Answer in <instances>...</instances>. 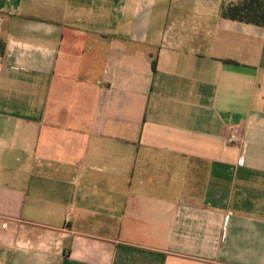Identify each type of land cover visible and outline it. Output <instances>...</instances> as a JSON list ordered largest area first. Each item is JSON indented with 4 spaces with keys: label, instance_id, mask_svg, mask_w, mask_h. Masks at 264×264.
I'll list each match as a JSON object with an SVG mask.
<instances>
[{
    "label": "crops",
    "instance_id": "1",
    "mask_svg": "<svg viewBox=\"0 0 264 264\" xmlns=\"http://www.w3.org/2000/svg\"><path fill=\"white\" fill-rule=\"evenodd\" d=\"M242 1L0 0V264H264Z\"/></svg>",
    "mask_w": 264,
    "mask_h": 264
},
{
    "label": "trees",
    "instance_id": "2",
    "mask_svg": "<svg viewBox=\"0 0 264 264\" xmlns=\"http://www.w3.org/2000/svg\"><path fill=\"white\" fill-rule=\"evenodd\" d=\"M222 17L257 26L264 25V0H243L222 9Z\"/></svg>",
    "mask_w": 264,
    "mask_h": 264
},
{
    "label": "built area",
    "instance_id": "3",
    "mask_svg": "<svg viewBox=\"0 0 264 264\" xmlns=\"http://www.w3.org/2000/svg\"><path fill=\"white\" fill-rule=\"evenodd\" d=\"M234 140L233 136L228 139V142H232Z\"/></svg>",
    "mask_w": 264,
    "mask_h": 264
}]
</instances>
